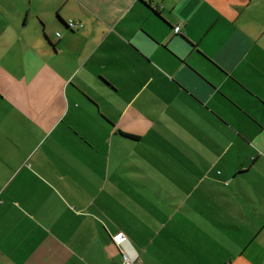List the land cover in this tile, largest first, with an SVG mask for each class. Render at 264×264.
<instances>
[{"label": "crops", "instance_id": "crops-1", "mask_svg": "<svg viewBox=\"0 0 264 264\" xmlns=\"http://www.w3.org/2000/svg\"><path fill=\"white\" fill-rule=\"evenodd\" d=\"M119 232L264 264V0H0V264H123Z\"/></svg>", "mask_w": 264, "mask_h": 264}, {"label": "built area", "instance_id": "built-area-1", "mask_svg": "<svg viewBox=\"0 0 264 264\" xmlns=\"http://www.w3.org/2000/svg\"><path fill=\"white\" fill-rule=\"evenodd\" d=\"M78 26V23L69 22L68 27L75 28ZM180 30V26L175 27V32ZM59 35V33H58ZM114 243L120 248L122 254L123 264H138L139 254L135 249L134 245L129 240L128 236L124 233L119 232L112 237Z\"/></svg>", "mask_w": 264, "mask_h": 264}]
</instances>
